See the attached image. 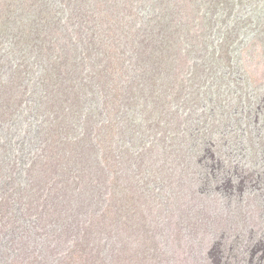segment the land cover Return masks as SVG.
<instances>
[{
  "label": "trees",
  "instance_id": "16d2710c",
  "mask_svg": "<svg viewBox=\"0 0 264 264\" xmlns=\"http://www.w3.org/2000/svg\"><path fill=\"white\" fill-rule=\"evenodd\" d=\"M251 47L264 50V0H0V107L6 111L0 117H11L12 110L20 115L6 122L26 118L27 123L25 131L12 125L0 132L6 152L0 155V211H6V226L18 218L19 232H35L47 207H58L62 197L75 198L74 166L118 173L89 159L96 140L109 155L120 150L112 137L118 119L110 113L120 119L132 112L130 121L141 134L162 123L170 139L178 138L180 113L188 110L189 123L196 103L206 108L211 102L215 62L232 68L233 56L246 55ZM198 118L190 123L192 132ZM133 153L123 154L129 164L138 155ZM111 180L110 189L121 183ZM93 185L104 189L101 179ZM128 186L88 195L90 202L124 198L120 212L116 207L111 214L110 205L100 224L85 227L97 231L86 238L93 259H99L105 238L115 236L113 230L125 227L133 234L136 206ZM55 193L63 195L58 202L51 198ZM82 242L86 250L84 241H73L71 248ZM43 254L39 257L46 258ZM65 257V264H72ZM37 259L12 264H38ZM59 260L57 254V263L48 257L40 264Z\"/></svg>",
  "mask_w": 264,
  "mask_h": 264
},
{
  "label": "rangeland",
  "instance_id": "374dc122",
  "mask_svg": "<svg viewBox=\"0 0 264 264\" xmlns=\"http://www.w3.org/2000/svg\"><path fill=\"white\" fill-rule=\"evenodd\" d=\"M261 54L264 56V50L258 47L256 50L251 47L246 55L236 54L232 68L222 66L219 60L215 62L219 65L211 102L206 108L196 103V113L189 123L185 122L188 110L180 113L182 125L178 124L181 130L178 138L170 139L162 123L158 129L141 134L136 123L130 121L132 112L120 119L118 113H110L118 119L112 126V137L120 150L109 155L103 151L105 143L96 140L90 145L95 149L90 150L89 159L93 162L98 158L101 168L107 165L118 173H100L92 166L85 172L72 167L77 195L67 199L60 193L53 194L54 201L62 197L60 204L46 208L35 232H19L22 223L18 218L9 229L6 211H0V264H12L18 258L22 259L19 263L38 258L40 264L41 259L48 257L57 263V254L60 264L67 261L65 256L70 257L68 261L72 264H264V58ZM241 65H247V71ZM247 75L252 79L250 82ZM2 114L6 115V111L0 107ZM10 114L11 117L6 116L8 119L20 115L12 110ZM6 117H0V132L11 129L12 125L19 128L27 124L26 118L6 122ZM197 117V123L191 127L197 125L198 129L192 132L190 123ZM133 132L140 134L135 136ZM97 148L100 152L95 154ZM125 152L138 154L132 164L123 155ZM112 177L121 183L110 189ZM99 179L104 189L93 185ZM126 184H129L126 193L136 206L133 234L125 227L124 232L113 230L115 236L105 238L99 259L96 256L93 259L86 238L97 231L92 234L85 227L100 224L104 220L103 212L110 205L111 214L116 207L120 212L124 198L117 195L113 202L106 196L90 202L89 196L96 198L102 192L107 195ZM68 187L71 186L64 188ZM66 201L74 202L71 207H75L70 210ZM72 234L75 237L68 240ZM14 237L18 241L14 250L8 252L7 245ZM45 241L47 244H43ZM73 241H84L86 250L83 242L71 248ZM43 251L46 258L39 257Z\"/></svg>",
  "mask_w": 264,
  "mask_h": 264
}]
</instances>
